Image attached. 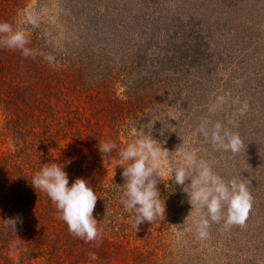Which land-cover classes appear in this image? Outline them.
Listing matches in <instances>:
<instances>
[{"label":"rangeland","instance_id":"374dc122","mask_svg":"<svg viewBox=\"0 0 264 264\" xmlns=\"http://www.w3.org/2000/svg\"><path fill=\"white\" fill-rule=\"evenodd\" d=\"M35 1L26 19L46 24L58 47L90 35L95 48L107 49L104 40L111 39L139 73L162 69L152 78L140 73L133 97L140 107L168 97L165 110L149 105L136 127L154 123L153 138L170 153L197 150L225 180L248 185L252 210L245 225L210 223L207 238L200 239L196 214L187 218L191 207L182 186L171 194L165 187L171 171L165 165L158 184L164 218L130 226L132 245L139 248L127 254L129 264H264V0H40L38 15ZM116 89L117 95L127 90ZM3 120L0 114V129ZM216 123L239 134V154L215 150L197 132L201 125L210 132ZM179 159L173 153L172 167Z\"/></svg>","mask_w":264,"mask_h":264},{"label":"trees","instance_id":"16d2710c","mask_svg":"<svg viewBox=\"0 0 264 264\" xmlns=\"http://www.w3.org/2000/svg\"><path fill=\"white\" fill-rule=\"evenodd\" d=\"M32 1L0 0V22L24 30L31 52L25 58L0 47V264H129L127 254L139 246L132 245L133 221H121L132 215L120 204L117 185L124 181L116 162L140 114L149 111V101L140 107L133 97L140 73L152 78L163 70L139 73L126 49L111 46V39L104 40L107 49L95 48L90 35L58 47L46 24L26 19ZM35 2L38 15L40 0ZM117 86L126 92L117 95ZM167 98L155 100L151 110H165ZM109 141L117 147L103 163L98 147ZM47 163L64 166L69 186L83 178L96 192L93 216L102 229L96 241L72 235L47 195L32 188V177ZM16 217L22 223L15 235L3 220ZM91 252L97 260L89 259Z\"/></svg>","mask_w":264,"mask_h":264},{"label":"clouds","instance_id":"9594fccd","mask_svg":"<svg viewBox=\"0 0 264 264\" xmlns=\"http://www.w3.org/2000/svg\"><path fill=\"white\" fill-rule=\"evenodd\" d=\"M28 35L22 29H14L7 22H0V47L19 50L27 58L31 55L26 47ZM233 128L237 125L229 121ZM147 125L131 130L132 140L118 153L117 167L122 168L123 184L117 185L120 191V204L124 210L134 216L132 227L138 229L142 223H154L165 214V201L161 198L158 184L165 176L163 168L169 166L165 187L170 194L176 186H182L191 207L187 218L193 213L197 219L193 226L200 239L208 236L210 223H221L225 227H243L252 210V199L245 181L237 178L225 180L213 171L212 163L199 156L197 150H181L170 153L162 147V142L153 138L152 129ZM147 129V131H145ZM197 132L210 143L215 150L240 153L243 148L242 140L237 132L220 123L212 126L210 132L201 125ZM160 135H163L161 130ZM114 142H103L99 145L103 163L116 149ZM173 153H178L180 159L172 167ZM167 181H172L169 185ZM32 188L45 193L60 213L59 218L66 223L69 232L85 242L96 241L102 229L93 216L97 199L99 198L89 186V181L76 178L69 186V178L60 163L44 164L32 177ZM186 218V219H187ZM4 226L13 234L16 225L22 223L20 217L9 218ZM16 235V234H15ZM90 260H97L95 252L89 253Z\"/></svg>","mask_w":264,"mask_h":264}]
</instances>
